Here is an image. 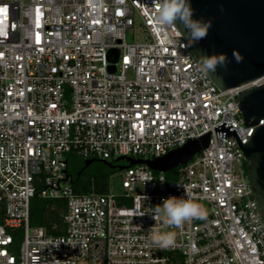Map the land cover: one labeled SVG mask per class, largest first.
Listing matches in <instances>:
<instances>
[{"label":"built area","instance_id":"built-area-1","mask_svg":"<svg viewBox=\"0 0 264 264\" xmlns=\"http://www.w3.org/2000/svg\"><path fill=\"white\" fill-rule=\"evenodd\" d=\"M158 2L0 0V264H264L243 150L264 120L248 126L239 102L264 76L220 90L178 26L157 24ZM136 28L144 38L129 42ZM207 135L175 178L135 164L119 193L79 195L70 184L71 155L114 166ZM185 189L205 219H153L162 198ZM37 195L66 201L64 234L31 226ZM153 229L174 231L175 245H154Z\"/></svg>","mask_w":264,"mask_h":264},{"label":"water","instance_id":"water-1","mask_svg":"<svg viewBox=\"0 0 264 264\" xmlns=\"http://www.w3.org/2000/svg\"><path fill=\"white\" fill-rule=\"evenodd\" d=\"M195 10L194 18H204L212 22L206 39L189 47L200 61L202 54H225L226 67L218 68L209 75L211 81L220 89L234 88L264 76V0H191ZM183 38L187 42L186 29L177 22ZM188 44V42H187ZM238 53L239 62L233 53ZM118 50H111L109 58L113 63L118 61ZM115 70V66L112 67ZM241 111L248 126L259 124L264 120V85L243 92L239 97ZM209 144V135L200 140L188 142L182 148L169 152L162 158L141 160L121 157L128 166L146 164L156 172L167 173L187 164L197 153ZM247 163V179L254 192L261 217L264 221V126L257 128L252 140L243 146ZM95 160L85 161V166ZM109 167L110 162L101 161Z\"/></svg>","mask_w":264,"mask_h":264},{"label":"clouds","instance_id":"clouds-1","mask_svg":"<svg viewBox=\"0 0 264 264\" xmlns=\"http://www.w3.org/2000/svg\"><path fill=\"white\" fill-rule=\"evenodd\" d=\"M195 10L191 0H159L158 11L155 20L160 26H177V22L186 29L188 46L191 47L199 41L206 39L209 29L212 27L210 20L194 18ZM234 58L241 59L238 53H233ZM227 57L225 54L207 55L200 57L199 68L205 75L214 74L218 68L226 67ZM179 187V185H177ZM207 209L203 204L194 200L187 189L184 196H169L162 198V204L155 206L153 219L162 220L169 228L179 227L186 221L193 219H205ZM174 231H161L153 229L150 232L151 242L159 248L168 249L175 245Z\"/></svg>","mask_w":264,"mask_h":264},{"label":"trees","instance_id":"trees-1","mask_svg":"<svg viewBox=\"0 0 264 264\" xmlns=\"http://www.w3.org/2000/svg\"><path fill=\"white\" fill-rule=\"evenodd\" d=\"M75 158H77L75 155L68 157L67 169L73 190L79 195L90 193L105 194L108 190V176L90 171L94 163L86 167L85 162H75ZM95 162L100 161L96 160ZM102 166L105 167L104 165ZM79 172H81L80 175ZM175 173L176 171L169 178H175ZM65 209L66 201L64 199L48 200L37 195L31 201L30 224L32 227L45 228L49 235H62L65 231L63 223Z\"/></svg>","mask_w":264,"mask_h":264},{"label":"rangeland","instance_id":"rangeland-1","mask_svg":"<svg viewBox=\"0 0 264 264\" xmlns=\"http://www.w3.org/2000/svg\"><path fill=\"white\" fill-rule=\"evenodd\" d=\"M144 38L143 31L140 28H136L135 30V37H133L132 34H129L127 37V40L129 42L134 41H142ZM75 162H84L83 159L80 158H75ZM105 167H103L102 165ZM115 167H109L105 165L103 162H94V164L91 166L90 171H95L97 172L96 174H106L108 176L107 179V192H113V193H119L122 191V180L124 176V170L119 169L120 166H127L126 161H121L119 163L114 164ZM176 171V169L169 171L166 173V176L169 177L171 174ZM94 172V173H95ZM106 192V193H107Z\"/></svg>","mask_w":264,"mask_h":264},{"label":"snow or ice","instance_id":"snow-or-ice-1","mask_svg":"<svg viewBox=\"0 0 264 264\" xmlns=\"http://www.w3.org/2000/svg\"><path fill=\"white\" fill-rule=\"evenodd\" d=\"M4 11L3 9H0V12Z\"/></svg>","mask_w":264,"mask_h":264},{"label":"flooded vegetation","instance_id":"flooded-vegetation-1","mask_svg":"<svg viewBox=\"0 0 264 264\" xmlns=\"http://www.w3.org/2000/svg\"><path fill=\"white\" fill-rule=\"evenodd\" d=\"M81 174V172H79V175Z\"/></svg>","mask_w":264,"mask_h":264}]
</instances>
